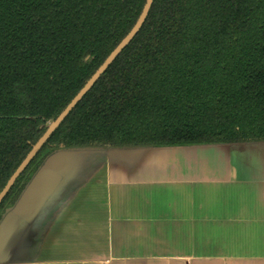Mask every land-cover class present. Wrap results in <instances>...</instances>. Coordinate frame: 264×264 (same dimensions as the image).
<instances>
[{
	"label": "trees",
	"instance_id": "obj_1",
	"mask_svg": "<svg viewBox=\"0 0 264 264\" xmlns=\"http://www.w3.org/2000/svg\"><path fill=\"white\" fill-rule=\"evenodd\" d=\"M146 0H0V192ZM264 143V0H153L0 203L55 152Z\"/></svg>",
	"mask_w": 264,
	"mask_h": 264
},
{
	"label": "crops",
	"instance_id": "obj_2",
	"mask_svg": "<svg viewBox=\"0 0 264 264\" xmlns=\"http://www.w3.org/2000/svg\"><path fill=\"white\" fill-rule=\"evenodd\" d=\"M0 264H264V143L55 152Z\"/></svg>",
	"mask_w": 264,
	"mask_h": 264
},
{
	"label": "water",
	"instance_id": "obj_3",
	"mask_svg": "<svg viewBox=\"0 0 264 264\" xmlns=\"http://www.w3.org/2000/svg\"><path fill=\"white\" fill-rule=\"evenodd\" d=\"M153 0H146L142 12L134 25L131 31L127 34V36L116 46V48L111 52V54L106 58V60L102 63V65L97 69V71L92 75V77L87 81L84 87L77 93V95L72 99V101L68 104V106L63 110V112L56 118L54 122L50 124L41 138L36 142V144L32 147L30 152L15 170V172L11 175L4 188L0 192V203L3 201L5 196L8 194L10 189L13 187L16 180L20 177V175L24 172V170L28 167L30 162L34 159L37 153L41 150V148L48 141L52 133L60 126L63 120L69 115V113L77 106V104L84 98V96L91 90L97 80L101 77V75L107 70V68L114 62V60L118 57L122 50H124L130 42L137 35L139 30L141 29L143 23L145 22L149 10ZM41 169V168H40ZM39 169V170H40ZM38 170V171H39ZM37 171V172H38ZM37 174V173H36ZM35 174V175H36ZM34 175V176H35ZM34 178V177H33ZM32 178V180H33ZM26 186L21 196L25 193L26 189L29 187L30 183Z\"/></svg>",
	"mask_w": 264,
	"mask_h": 264
},
{
	"label": "rangeland",
	"instance_id": "obj_4",
	"mask_svg": "<svg viewBox=\"0 0 264 264\" xmlns=\"http://www.w3.org/2000/svg\"><path fill=\"white\" fill-rule=\"evenodd\" d=\"M4 215H2V218H3Z\"/></svg>",
	"mask_w": 264,
	"mask_h": 264
}]
</instances>
